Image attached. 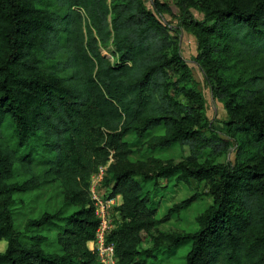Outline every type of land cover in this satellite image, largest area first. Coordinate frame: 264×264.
<instances>
[{"label":"trees","instance_id":"obj_1","mask_svg":"<svg viewBox=\"0 0 264 264\" xmlns=\"http://www.w3.org/2000/svg\"><path fill=\"white\" fill-rule=\"evenodd\" d=\"M194 1L179 0L178 24L196 41V61L227 112L232 163L216 161L231 142L212 127L177 43L143 0H0V240H6L0 264H100L86 245L98 225L89 186L110 158L101 185L107 197L120 196L108 234L116 264H144L140 232L198 199L193 193L155 218L141 182L170 177L205 180L213 198L196 231L169 236L171 246L190 244L184 264H264V115L243 105L236 82L221 75L233 52L264 59V0ZM152 7L170 12L158 0ZM109 44L114 61L101 52ZM160 125L153 146H187L184 159L151 172L140 161L109 175L131 152L127 133L142 137ZM15 165L33 178V167L42 166L77 206L28 221L54 227L59 252L44 250L41 236L23 242L16 229L8 183Z\"/></svg>","mask_w":264,"mask_h":264},{"label":"rangeland","instance_id":"obj_2","mask_svg":"<svg viewBox=\"0 0 264 264\" xmlns=\"http://www.w3.org/2000/svg\"><path fill=\"white\" fill-rule=\"evenodd\" d=\"M147 9L151 10L156 17L167 26L169 34L177 43L182 57L186 60L194 79L198 83V88L204 99L205 115L211 120L212 127L219 136L228 137L231 144L216 158V161L233 162L235 157V142L233 138L226 136L223 129V121L228 118L223 104L213 97L210 87L206 81L205 73L196 61L198 50L196 41L185 30L179 26L178 18L181 13L178 8L179 0H158L168 6L170 12H156L152 7L153 0H143ZM199 2L195 0L194 2ZM191 15L196 20H203L204 14L196 7L189 8ZM101 52L110 61L116 58L113 47L109 44L101 48ZM226 64V66H225ZM221 75L237 84L238 96L243 105L250 107L257 113L264 115V59L260 55L235 56L233 52L227 57ZM163 132V127L156 126L147 131L142 137H138L134 132H129L124 136L131 149L126 160L118 162L109 175L114 171L125 169L130 164H137L146 161L148 172L153 171L160 163H177L188 155V147L178 144L169 148L154 147L151 136ZM3 145H10V142L3 141ZM204 156L199 159L202 161ZM109 163H114L111 158ZM35 178L19 165H15L13 176L8 183L13 186L9 200L12 211L14 225L21 234L25 243L35 242V236L43 239L38 242L40 246L48 252H59L60 244L57 239V231L54 227L45 229L32 228L28 226L29 220L41 217L45 213L53 214L60 212L68 214L75 210L77 206L69 204L65 198L63 185L48 176L43 175V167L38 165L33 167ZM141 181L139 176L135 177ZM142 193L146 194L150 205L155 210V218H162L168 209L175 203L193 193L199 195L189 207L173 213L169 219L155 225L148 231H141V242L139 249L142 250L144 264H184L186 253L190 249L189 243L171 246L169 236L182 232H194L198 229V216L212 204L213 198L209 193V182L205 180L196 181L191 179L189 183L177 182L174 177L167 179L150 180L141 182ZM104 194L106 191L104 189ZM118 200H120L118 198ZM114 212V222L117 216ZM37 243V242H36ZM6 247V240H0V251Z\"/></svg>","mask_w":264,"mask_h":264},{"label":"built area","instance_id":"obj_3","mask_svg":"<svg viewBox=\"0 0 264 264\" xmlns=\"http://www.w3.org/2000/svg\"><path fill=\"white\" fill-rule=\"evenodd\" d=\"M111 159V158H110ZM109 159V160H110ZM109 165L98 167L97 171L91 175L89 192L94 205V214L98 219L94 238L89 240L87 248L94 252L100 264H116L114 244L108 240L109 232L114 228V207L120 202L119 195L107 197L101 185L105 171Z\"/></svg>","mask_w":264,"mask_h":264},{"label":"crops","instance_id":"obj_4","mask_svg":"<svg viewBox=\"0 0 264 264\" xmlns=\"http://www.w3.org/2000/svg\"><path fill=\"white\" fill-rule=\"evenodd\" d=\"M120 199V198H119ZM120 203V202H119Z\"/></svg>","mask_w":264,"mask_h":264}]
</instances>
